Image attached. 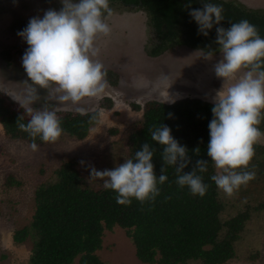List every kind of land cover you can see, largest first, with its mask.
Wrapping results in <instances>:
<instances>
[{
	"label": "trees",
	"instance_id": "16d2710c",
	"mask_svg": "<svg viewBox=\"0 0 264 264\" xmlns=\"http://www.w3.org/2000/svg\"><path fill=\"white\" fill-rule=\"evenodd\" d=\"M142 1L155 16L157 25L163 22L170 28L160 37V44L149 52L151 56H156L160 46L163 48L179 34L182 35L181 44L207 53L219 51L216 44L219 26L214 25L204 36L189 15L191 10L202 8L204 1L196 0L197 5L187 13H183L180 0ZM232 13L245 15L256 24L264 23V15L247 14L236 8ZM109 105L112 103L107 100V107ZM212 107L214 104L194 98L178 99L172 104H145L141 119L113 144L118 150L108 154L110 163L94 167L97 171L111 170L126 159L134 158L148 143L155 150L151 162L157 178L161 168H165L167 176L163 184H157L159 195L154 200L141 204L133 199L129 206L120 205L116 202V193L103 188L102 179L91 177L93 167L88 163L80 167L74 160L63 162L50 181L35 188L31 222L12 236L15 244L31 242L28 264H75V261L76 264H102L96 253L102 248L104 232L114 227L126 230L135 247L136 258L143 264H224L257 260L259 249L245 241L246 238L253 241L264 223V198L251 196L256 186L264 197V144L254 145L255 155L249 170L255 172V179L233 195L241 209L222 220L224 205L211 179L216 174L215 167L207 156ZM59 118L64 132L54 143L82 141L98 122L96 112L66 113ZM29 120L20 110H12L0 97V124L7 138L37 146L53 144L42 141L39 136L33 139L20 128V124L27 125ZM160 125L169 127L173 138L186 147L190 162L184 173L191 172L198 160L208 161L207 171L197 173L207 185L203 197L192 195L186 186H179L175 167L163 162V148L151 140V131ZM257 127L264 132V120ZM117 133L111 131L112 135ZM20 184L11 175L5 177L6 187H19Z\"/></svg>",
	"mask_w": 264,
	"mask_h": 264
},
{
	"label": "rangeland",
	"instance_id": "374dc122",
	"mask_svg": "<svg viewBox=\"0 0 264 264\" xmlns=\"http://www.w3.org/2000/svg\"><path fill=\"white\" fill-rule=\"evenodd\" d=\"M229 1L232 7H239L247 14L258 11V15H264V0H227L226 3ZM109 7L112 15L105 13L104 20L111 33L97 38L95 46L99 53L93 59L104 65L105 72L113 71L111 76L119 81L115 83L116 87H108L107 84L100 96L85 98L79 105L61 102L55 98V93L39 90L38 98L29 104L25 102L24 83L28 78L22 66V57L28 45L18 33L27 27L31 18H42L49 9L60 11L62 3L61 0H0V97L5 104L12 110H20L27 118H31L29 109L54 111L60 117L66 113L82 114L76 110L82 107L84 113L96 112L98 115L97 124L90 128L83 141L66 140L37 146L36 149L20 140L7 138L0 124V264H28L31 242L26 240L15 244L12 236L31 222L35 209V188L50 181L63 162L74 160L80 167H85L87 163L90 167L102 163V166H107L110 163L108 154L118 150L113 144L141 119L145 104H171L184 98L214 104L216 93L226 91L230 86L231 82L224 84L214 72V65L221 59L220 51L207 56L202 50L178 46L174 42L168 44L169 49L161 51L157 58L150 57L148 52L159 41L150 30L145 32L143 15L140 17L138 9H125L118 1ZM222 16L221 23L226 29L247 19L245 15L226 12H222ZM138 19L140 24L130 23ZM255 26L259 31L260 27ZM163 77H167L169 85L172 84L168 89L172 102H165L166 86L161 84ZM109 94L112 98L107 96ZM107 98L112 102L108 107ZM112 130L118 133L112 135ZM258 144L263 145L264 138ZM8 175L20 181V186H4ZM253 187L251 196L263 199L259 188ZM218 197L224 205L222 220L241 209L236 197H227L221 190ZM257 234L253 241L249 242V238L245 241L259 249L257 260L227 261L224 264H264V223ZM96 254L102 264H143L136 258L135 247L126 230L118 227L104 232L102 248Z\"/></svg>",
	"mask_w": 264,
	"mask_h": 264
},
{
	"label": "clouds",
	"instance_id": "9594fccd",
	"mask_svg": "<svg viewBox=\"0 0 264 264\" xmlns=\"http://www.w3.org/2000/svg\"><path fill=\"white\" fill-rule=\"evenodd\" d=\"M61 3L60 11L49 9L42 18H31L18 33L28 45L22 57L28 78L24 82L26 103L34 102L39 90H48L61 102L79 105L85 98L100 96L107 87L104 65L93 58L99 53L95 46L97 38L111 33L104 20L105 13L112 15L109 0H61ZM222 12V6L209 2L191 10L189 15L199 32L207 36L208 30L223 20ZM216 32L221 59L214 65V72L224 84L231 83L226 91L217 92L213 100L207 156L216 169L211 179L227 197H232L241 186L255 179L249 165L255 155L254 145L264 138V132L257 127L264 120V38L246 19L231 24L227 30L217 27ZM212 55V51L207 53ZM161 84L166 86L165 102H172L168 94L172 84L167 83V77L162 78ZM76 110L85 112L82 107ZM29 111L31 118L27 125L20 124L23 131L33 139L39 136L46 143H54L61 137L64 129L56 112ZM151 140L163 148V162L175 167L177 184L186 186L192 195L203 197L207 185L197 173L207 171L208 161L198 160L191 172L184 173L190 162L187 149L173 138L170 128L154 127ZM31 147L36 149L37 145L33 143ZM154 152L145 143L134 158L111 170L91 168V177L102 179L103 188L115 192L120 205L129 206L133 199L141 204L154 200L159 195L157 184L167 180L165 168H161L158 178L154 172L151 162Z\"/></svg>",
	"mask_w": 264,
	"mask_h": 264
},
{
	"label": "flooded vegetation",
	"instance_id": "af4514ba",
	"mask_svg": "<svg viewBox=\"0 0 264 264\" xmlns=\"http://www.w3.org/2000/svg\"><path fill=\"white\" fill-rule=\"evenodd\" d=\"M120 2V4L125 8V9H133V10H137L138 13H140V17L142 16V19L144 18V24H143V27L145 29V32L150 30V33L153 35L154 33V36L155 38L159 41L158 44H160V37L162 35H165L164 33L166 32V30H170L169 26L166 25V24H163V22L161 24L158 23L157 25V22L155 21V16L150 14L148 8L146 7V4L143 3L142 0H112V1H109V5L114 3V2ZM175 1H179V0H175ZM180 5H181V9L183 11V13H187L190 8L194 5L196 6L197 5V1L196 0H180ZM196 1V3H194ZM200 1H204V3H213V4H216V5H219V6H222L223 8V12H226L227 14L230 13V14H234L232 13L234 11V8L238 9L239 7H232L231 6V2L229 1V3H226L227 0H200ZM186 4H190L191 7L190 8H186L185 5ZM179 9V7H178ZM253 13H257L258 15V11H254ZM246 20L248 21H251L252 23H254L255 25H257L258 27H260L259 29V35L261 36V38H264V23L263 24H256L254 21L250 20L249 18H247ZM160 21V19H159ZM135 23V24H140V20H134V21H131L130 23ZM216 26H219V27H223L225 30H227L225 28V26L220 23L219 25H216ZM181 39H182V35L179 34L178 38H174L172 37L170 40L171 42H168L165 44V46L162 48L161 46L157 49L158 52L156 54V56H151L148 52V55L150 57H154V58H157L158 56H160V52L161 51H167L169 49L168 47V44H173L174 42L177 43L178 46H185V47H190L192 48L191 46H188V45H185V44H181ZM158 44H155L153 48H155ZM192 49H196V48H192ZM199 51H201V49H197ZM203 51V50H202ZM220 51V50H219ZM205 52V51H204ZM218 52V51H217ZM207 53V52H205ZM214 54V53H213ZM110 72H113V71H110ZM110 72H106V75H107V78H106V82L107 84L109 85L108 87H116V84L119 82L116 78L114 79L112 76H111V73ZM116 83V84H115ZM112 85V86H110ZM108 94V93H107ZM108 96V95H107Z\"/></svg>",
	"mask_w": 264,
	"mask_h": 264
}]
</instances>
